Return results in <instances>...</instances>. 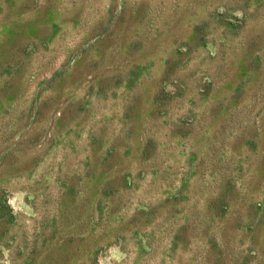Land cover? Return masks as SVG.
Segmentation results:
<instances>
[{"label": "rangeland", "instance_id": "obj_1", "mask_svg": "<svg viewBox=\"0 0 264 264\" xmlns=\"http://www.w3.org/2000/svg\"><path fill=\"white\" fill-rule=\"evenodd\" d=\"M0 264H264V0H0Z\"/></svg>", "mask_w": 264, "mask_h": 264}]
</instances>
